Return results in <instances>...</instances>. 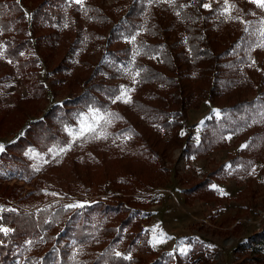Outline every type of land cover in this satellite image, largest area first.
I'll use <instances>...</instances> for the list:
<instances>
[{"label": "rangeland", "instance_id": "obj_1", "mask_svg": "<svg viewBox=\"0 0 264 264\" xmlns=\"http://www.w3.org/2000/svg\"><path fill=\"white\" fill-rule=\"evenodd\" d=\"M229 3L231 19L224 0L203 5L229 41L240 31L247 56L218 89L202 67L177 73L195 101L174 127L171 86L139 80L147 62L163 66L137 40L155 16L176 26L175 0H0V227L11 230L0 264H264V108L246 106L264 91V9ZM128 17L135 32L110 36ZM14 44L18 59L5 52ZM87 91L54 117L56 137L30 134ZM60 208L57 222L41 211ZM21 214L47 225L35 221L19 245L3 216Z\"/></svg>", "mask_w": 264, "mask_h": 264}, {"label": "trees", "instance_id": "obj_2", "mask_svg": "<svg viewBox=\"0 0 264 264\" xmlns=\"http://www.w3.org/2000/svg\"><path fill=\"white\" fill-rule=\"evenodd\" d=\"M175 1L177 5L172 6L175 7L174 11L171 12L170 9L172 7L167 8L168 5H166V8L168 9L167 13H174L173 15H177L178 20L176 26L171 27V23H166L163 20L162 15L160 17L155 16L154 26L147 25L146 36L139 37L137 40L138 43L136 41L138 47L143 50L145 55L158 56L160 59V64L163 67L161 68L157 64L147 62L145 64L147 71L145 70L140 73L139 80H148L150 82L160 81V83L166 84V86H171L172 89L170 90L169 95L174 96L172 98H174V101L176 102V105H174L176 109L172 111L168 109L164 119L167 118L166 122L170 125L172 124L174 127H176L178 119L180 120V111L185 110L184 106L192 104V100L195 101V99H189L187 101L188 94L184 91L183 81L176 78L177 73H184L185 70L191 71L192 73L195 70L196 72H199L197 67H202L205 72L215 75L211 78L210 84L214 85V89H218L217 83L220 78L222 82L230 81L231 84L233 83L234 80L230 73L233 71L235 72L236 65L245 60L244 58L247 56V50L245 48L247 47V42L243 43L240 31L238 32L239 37L237 36L235 39L232 38V40L229 41L232 36L229 38L228 32H226L225 37L221 33L222 30L213 24V10L203 7L204 0ZM141 5L144 6L143 4ZM131 8L133 10L129 13L135 15V10L139 9L137 1L132 3ZM135 21V18L128 17V20L127 18H124L118 27L114 26L112 28L109 33L110 36H121V31H127L129 34H132V32L136 29ZM218 36L223 39V42L218 39ZM221 42L224 44V49H220L221 51L218 49L219 53L214 54V49L217 48L216 45H219L220 47ZM211 45L213 48H211ZM19 51L18 44H14L12 48H6L5 50L6 55L10 56L11 59H18ZM225 53L228 54V57L221 58V55ZM257 53L262 56V66H264V53ZM136 62V64H138V62L144 64L140 58L137 59ZM165 69L168 70L169 73H164L163 71ZM223 70L229 71V76H227V74H224L223 76V74H221ZM87 95H91V93L87 91L72 99L65 100L61 104L55 105L53 107L54 110L48 113V118L45 117L44 120H38L33 123L34 126L30 128V134L32 135L36 133L34 136L41 134L45 138L56 137L59 134V129H56L53 126L54 117L57 116L60 119H63V117L57 115V113L67 111L68 108H65L66 104L75 107L80 105L83 98ZM246 106L249 107L250 111L256 107L264 108V91L261 92V94L255 99L248 101ZM154 107H160L159 109H162L161 106L155 105ZM153 115L156 114L153 113ZM170 119L173 120L172 123L170 122ZM179 126L176 128V133ZM148 152L151 153V150L146 147L145 153L148 154ZM58 209L54 210L53 213L46 210L41 211H45V214L48 213L47 222L53 220L57 222L59 221V217L63 216V213H66L61 208L59 211ZM12 216L13 215L3 216V218L4 222L10 220V223H15V230H13L12 234L14 241H18L19 245L22 242V237H24V235H26L31 229H34L35 221H38V226L41 229H45L47 225V223L43 221L39 222L37 219L38 216H36V220L34 221V217L32 218V215H30V220H26V214L14 217ZM24 219L26 221H24ZM35 228L38 230V227ZM6 248L7 247L5 245L0 244V250H6ZM0 258L2 259V262L7 259L6 256H1Z\"/></svg>", "mask_w": 264, "mask_h": 264}, {"label": "snow or ice", "instance_id": "obj_3", "mask_svg": "<svg viewBox=\"0 0 264 264\" xmlns=\"http://www.w3.org/2000/svg\"><path fill=\"white\" fill-rule=\"evenodd\" d=\"M76 3H82V0H75ZM169 3H172L173 0H168ZM251 3L255 4L257 7L261 8V9H264V0H250ZM203 7L205 8H208L210 7L209 4H204ZM235 7L234 4H230L229 3V0H224V7L222 9V12L221 14L222 15H226L227 18L231 19L233 17H231L230 15V12L231 10ZM236 19H239V17H235ZM264 23V22H262ZM247 30V29H246ZM261 35L264 36V27H262L261 29ZM133 39H135V37H133ZM261 46H264V44H262ZM126 97V93L125 92H121V95L120 96H117L116 99L117 100H120V99H125ZM125 102H129L128 99H125ZM94 131V128L91 127V126H88V127H85V128H81L80 129V132H79V135L80 136H83L85 132H93ZM127 138V137H126ZM0 151H3V145H0ZM63 151V149H62ZM215 187V186H213ZM53 195H55V193H53ZM78 205H67V207H77ZM0 231L4 232L5 234H7V232L11 231L10 229H7V228H3V227H0ZM156 243H160L162 242V240H156L154 241ZM181 252H187L188 249L187 248H181L180 249ZM116 256H120L121 253L117 252L115 253ZM128 257H125V259H127Z\"/></svg>", "mask_w": 264, "mask_h": 264}]
</instances>
